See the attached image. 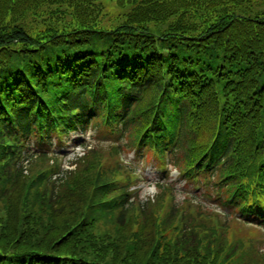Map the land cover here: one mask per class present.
<instances>
[{
	"label": "trees",
	"instance_id": "obj_1",
	"mask_svg": "<svg viewBox=\"0 0 264 264\" xmlns=\"http://www.w3.org/2000/svg\"><path fill=\"white\" fill-rule=\"evenodd\" d=\"M105 1L0 0V264H264V0Z\"/></svg>",
	"mask_w": 264,
	"mask_h": 264
},
{
	"label": "rangeland",
	"instance_id": "obj_2",
	"mask_svg": "<svg viewBox=\"0 0 264 264\" xmlns=\"http://www.w3.org/2000/svg\"><path fill=\"white\" fill-rule=\"evenodd\" d=\"M106 2V5H107V8L108 9H110V11H115V10H117V8H116V6H115V4H113V2L112 1H105ZM88 133H90L89 131H88ZM74 135H75V133H73ZM86 136H88V134H86ZM79 139H77L76 141L74 140V142H77ZM94 141V137L93 138H90V140H89V142H93ZM73 141H69V144H67V145H65V144H63L62 146H61V149L60 150H64V151H67V150H72L70 147H71V145H72V143H74ZM58 147V145H55V148H57ZM79 149V148H78ZM77 151V150H76ZM71 152V151H70ZM132 153L133 152H131L130 154H129V156H128V158H132L131 156H132ZM70 156V155H69ZM68 157V156H67ZM67 157H65V163H64V168H66V167H75V164H73L72 166H69V164H68V162H67ZM144 161H142V163H143ZM146 167V166H145ZM145 169V168H144ZM141 172H143V176L145 177V180L144 181H141L138 185H137V188L140 190V192H141V195L142 196H146V195H149V194H152V193H154L155 192V187H154V180H156V178H159L160 176H158L157 174H161L162 173V170H158V169H156V167H155V169H154V176L152 175V173H150L151 172V169H150V167H148L145 171H140V173ZM183 183H184V181H181L180 183H179V186L181 187V189H182V186H183ZM193 187H191V185L189 186V188H188V190H191ZM181 189H179V190H181ZM187 190V189H186Z\"/></svg>",
	"mask_w": 264,
	"mask_h": 264
}]
</instances>
